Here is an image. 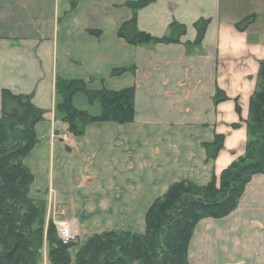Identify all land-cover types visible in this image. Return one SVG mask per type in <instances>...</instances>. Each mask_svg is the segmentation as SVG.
Listing matches in <instances>:
<instances>
[{
	"label": "crops",
	"instance_id": "obj_1",
	"mask_svg": "<svg viewBox=\"0 0 264 264\" xmlns=\"http://www.w3.org/2000/svg\"><path fill=\"white\" fill-rule=\"evenodd\" d=\"M127 1L0 0V117L3 90L31 96L46 112L36 127L39 143L25 161L35 177L31 197L40 200L55 188L58 206L72 208L73 231V224L86 221L80 212L95 213V220L103 212L90 208L107 207L105 199L112 196L115 205H125L119 215L128 217L132 200L125 191L148 186L150 202L180 180L184 160L205 164L202 145L218 134L226 138L224 148L204 166L203 180L193 176L194 181L206 184L246 150L247 126L236 100L246 120L264 60V31L258 28L264 0H256L259 9L251 15L257 19L243 33L235 25L244 0H155L138 12V29L161 38L177 22L187 34L178 44L137 47L118 38L120 26L133 16ZM200 19L210 20L204 41L187 45L195 41ZM120 69L130 71L111 76ZM58 78L84 81L92 91L135 88L134 122L89 125L84 136H69L66 146L59 134L51 136L68 130L54 113ZM218 88L229 101L216 105ZM238 123L240 129L230 127ZM188 257L190 264H264V173L251 178L230 215L197 226Z\"/></svg>",
	"mask_w": 264,
	"mask_h": 264
},
{
	"label": "trees",
	"instance_id": "obj_2",
	"mask_svg": "<svg viewBox=\"0 0 264 264\" xmlns=\"http://www.w3.org/2000/svg\"><path fill=\"white\" fill-rule=\"evenodd\" d=\"M154 1H127L126 6L132 10L133 16L120 26L118 38L135 47L181 42L187 34V27L177 22L170 24L167 35L161 38L138 29V12ZM256 19V15H250L235 27L243 33ZM209 25L208 19L198 20L194 24L195 41L187 45L200 47ZM129 71L114 70L111 76H121ZM55 92V113L68 125L67 133L73 138L84 136L89 125H126L135 120V88L117 92L91 91L83 81L58 78ZM80 94L86 97L89 105L99 106L98 115L76 109L74 100ZM227 101L226 93L218 88L214 103L218 105ZM1 106L0 264H41L47 206L46 202L31 197L35 177L25 161L39 143L36 127L44 121L45 112L34 106L31 96L14 95L9 90L2 91ZM236 112L238 115L242 113L238 99ZM246 125L245 156L222 173L219 188L215 182L202 188L173 185L167 195L149 209L145 236L110 232L92 237L79 251L76 264H187L188 246L197 224L205 218L222 219L230 215L238 207L251 178L264 173V60L259 65ZM238 127L233 125V129ZM224 142L225 136L217 135L213 143L204 144L209 160L217 159ZM66 149L71 151L69 147ZM47 238L55 247L49 255L51 264H71L68 250L73 247V242L64 245L57 239L52 226Z\"/></svg>",
	"mask_w": 264,
	"mask_h": 264
},
{
	"label": "rangeland",
	"instance_id": "obj_3",
	"mask_svg": "<svg viewBox=\"0 0 264 264\" xmlns=\"http://www.w3.org/2000/svg\"><path fill=\"white\" fill-rule=\"evenodd\" d=\"M239 5H240V8H239L240 10H238L239 13H237L236 15L238 17V14H239L240 20L251 15L253 13L254 7H255V10L259 9L258 4L256 5V0H251V1L250 0H244ZM259 14H260L262 21H260L258 28L260 30L264 31V13L259 12ZM84 83H85L86 87L88 88V84L86 82H84ZM74 105H75L76 109H78L79 111L88 112L91 115H98L100 113L99 106L96 104L95 105H89L86 97L84 95H81V94L75 98ZM91 106H93V107H91ZM239 116H240L242 122H244L245 124L248 122L249 116L246 120L242 119V113ZM55 118H56V120L61 121L60 117H58L56 115V113H55ZM63 124H65V123H63ZM65 125H67V124H65ZM233 125H238L239 126L238 129H240L241 123L240 124L239 123L238 124H232L230 126L232 129H233ZM238 129H233V130H238ZM57 134H59V136H61L60 139L63 142H65L66 146H70L69 145L70 142L68 139V137L70 135L67 132L66 133L64 132L63 134H60L59 132H52L51 136L52 137L58 136ZM218 135H220V134H218ZM202 147L204 148V144L202 145ZM206 152H207V150H206ZM245 152H246V150H245ZM244 156H245V153H244V155L235 158L233 160V162L226 169H224L219 175H217L216 172L214 171V173L212 174V176L210 177V179L208 180V182L206 184L198 183V181L203 180L202 170H203L204 166H206L209 162H215L216 159L215 160H209L208 154H207V159L205 161V164H203L201 166L199 165V163H197L194 160H191V159H190V161L184 160L182 162V164L180 165V169L178 170V175L181 176L180 180H178L174 183L171 182L169 184H167V182H165V185L167 184V186H164V188L161 190V192H158L157 197L156 198L154 197V199L151 200L150 202H149V198L153 197L154 195H152L153 191L148 189V186H145L144 190H141V188H140V190L137 192L136 191L131 192L129 190V195H128V192L125 191L126 196L124 198L127 199L129 196V198H128L129 201L132 200V203H130L127 207V210H128L127 212H129L128 217H126V216L121 217L119 215V214H121L122 211L124 212V209H126L124 207L125 205H121V206L115 205L114 197L112 195H110L112 197L105 199V202L108 205L107 207L103 206L100 209H99V206L96 208H94V207L90 208V210H93V212H96V211L103 212L101 217L99 215L95 220H93L95 217V213H91V211H87L86 213L84 211L82 213L80 212V214L78 216L84 217L86 221H85V223H83V225L81 227L77 226L76 222H74L76 224H73L75 227L74 232L76 234V237H75V240L73 242V247L69 248V250H68V254L70 256L71 264H76L77 255H78L79 251L81 250L82 246L87 242V240H89L92 237L103 236L104 234H108L110 232L130 233L133 236H145L147 233L146 216H147L149 209L155 204V202L157 200H161L162 198H164V196L167 195L168 191L170 190V188L173 185L182 184L183 188H185L186 186L190 188L191 185H194L195 187L202 188V187H207L212 182H215V185L219 188L220 178H221L222 173L225 170H227L231 165L238 162L239 159L243 158ZM193 176H194V178L195 177L196 178L202 177V179L199 178L201 180L198 179V181H194L193 179H191ZM54 189L50 186L45 197H41L42 199L38 200V201L46 202V206H47L46 207V213H45V231L46 232H45V236H44V243H43V248H42V253H41V264H51V260L49 258V255L55 248L54 246H52L49 243L48 238H47V232H48L49 228L51 226L55 228L56 237L59 240L60 239V236H59L60 224L70 222L71 218H72L71 216L73 214L72 208H69L68 206H65V207L64 206H58V204L55 202L56 199H55ZM163 190H164V192H163ZM150 191H151V194L148 195L150 193ZM133 193L135 196L136 195L138 196L137 202L134 201V199H132L131 195ZM141 193H142L143 198H141ZM155 193H157V192H155ZM32 199H34V198H32ZM34 200H36V199H34ZM136 203H139V204L141 203V205H143V206L140 205L141 207H139L136 205ZM111 205H113V206H111ZM81 209L84 210L83 207H78L79 211H81ZM143 211L145 213H142ZM206 219H213V218H205V219L201 220L197 224V226L202 221H204ZM213 220H218V219H213ZM197 226L194 229L193 235L195 233ZM193 235H192V238H193ZM192 238H191V240H192ZM189 247H190V243L188 246V251H189ZM188 258L189 257H188V252H187V264H190V261Z\"/></svg>",
	"mask_w": 264,
	"mask_h": 264
},
{
	"label": "built area",
	"instance_id": "obj_4",
	"mask_svg": "<svg viewBox=\"0 0 264 264\" xmlns=\"http://www.w3.org/2000/svg\"><path fill=\"white\" fill-rule=\"evenodd\" d=\"M59 236L64 245H67L75 240L76 234L73 231L71 225L66 223H61L59 226Z\"/></svg>",
	"mask_w": 264,
	"mask_h": 264
}]
</instances>
